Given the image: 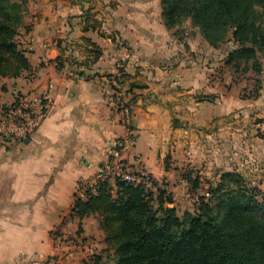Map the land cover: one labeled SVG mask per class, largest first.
<instances>
[{
	"label": "crops",
	"instance_id": "obj_1",
	"mask_svg": "<svg viewBox=\"0 0 264 264\" xmlns=\"http://www.w3.org/2000/svg\"><path fill=\"white\" fill-rule=\"evenodd\" d=\"M161 2L28 0L18 37L32 68L0 78V103L12 102L20 92L49 93L53 103L33 134L0 146V264H47L54 254L61 264L85 259L87 250L56 238L53 231L67 230L63 217L72 212L83 183L97 176L116 142L127 140L116 95L132 106V139L122 150L131 164L141 161L153 178L165 179L171 174L163 158L166 138L185 151L183 162L209 163L204 138L213 134L210 123L222 103L206 101L209 111L197 125H207L209 131L198 126L191 134L187 121L173 125L167 99L174 95L166 96V89L182 83L202 87L216 61L203 62L204 50H160L168 32ZM121 39L130 50L118 47ZM189 75L194 78L187 79ZM113 86L119 91L112 93ZM259 174L264 177V168ZM259 185L264 189L263 181ZM90 216H75L86 229L83 237L94 232Z\"/></svg>",
	"mask_w": 264,
	"mask_h": 264
},
{
	"label": "trees",
	"instance_id": "obj_2",
	"mask_svg": "<svg viewBox=\"0 0 264 264\" xmlns=\"http://www.w3.org/2000/svg\"><path fill=\"white\" fill-rule=\"evenodd\" d=\"M161 4L168 28L190 21L212 46L232 40L236 46L225 63L239 72H262L264 0ZM27 11L28 0H0V78L17 77L32 68L18 37ZM95 52L99 55L101 50ZM120 73L115 76L118 82ZM184 177L194 189L200 187L199 176ZM110 180H99L83 196L76 194L72 213L78 217L100 213L112 247L106 255L95 254L80 264H264V203L241 183L239 173H222L210 186L209 197L201 196L195 211L181 216L175 206H166L174 202L166 189L152 190L120 177L115 178L114 189Z\"/></svg>",
	"mask_w": 264,
	"mask_h": 264
},
{
	"label": "rangeland",
	"instance_id": "obj_3",
	"mask_svg": "<svg viewBox=\"0 0 264 264\" xmlns=\"http://www.w3.org/2000/svg\"><path fill=\"white\" fill-rule=\"evenodd\" d=\"M166 28L168 30L166 42L163 40L159 43L160 50H204L203 62H211L210 58L216 61L213 62L215 65L208 73V78L203 80L202 87L194 88L193 85H189L190 83L186 85L182 83L181 87L174 90L166 89V96L174 95L172 99H167L168 107L172 110L173 125L183 124L181 122L183 120L187 121L185 125L191 134H195V128L198 126L209 131L207 125H197L200 118L209 111L210 106L205 105L206 101L218 100V103H222L219 107V115L214 117L213 123H210L213 134L210 133L206 139L204 138L210 150L207 152L209 163H205L206 165L198 167L199 164L193 165L192 161L183 162L185 151L174 141L166 138V152H163V158L166 161V170H169L172 175L166 176L163 180L153 178L157 181L158 187L166 189L172 195L174 202L166 203V206H175L180 216L185 211H195L201 196L206 194L209 197L210 186L216 184L222 173L227 171L239 173L241 183L245 184L260 202L264 203V189L259 185L260 180L264 182V177L260 178L263 174H259L264 168V57H262L263 67L260 74H254L250 70L235 71L225 63L230 50L236 46L232 40L212 46L190 21H185L174 28L167 26ZM118 47L122 50L131 49L124 39L118 42ZM179 53L182 54V52ZM194 57L196 59V56ZM172 59L167 57L166 61ZM204 68L208 71V65ZM189 77L194 78L193 75L186 78L189 79ZM112 90H114L113 93L119 91L115 86ZM2 104L5 103H0ZM197 114L203 115L194 120ZM183 117L187 119H182ZM192 154L194 158L196 153L192 152ZM121 159L130 170L143 169L148 172L141 161L131 164L129 158L121 156ZM210 159L215 162L213 166L217 167L210 165ZM186 174L200 177L201 184L198 189H194L193 184L188 182L184 177ZM168 178L169 181H167ZM110 182L115 189V179L112 178ZM82 189L83 187L80 191L83 196ZM75 216L72 212L64 215L63 222L67 230L54 229L53 235L58 239L67 240L66 242L76 248L87 250L85 259L99 253L106 255L112 250L100 224V213L90 216L94 232L87 237H83L82 232L86 229L78 225L79 221L75 220ZM98 229L101 231L98 232ZM59 257L60 255L57 254L50 255L46 263L61 264Z\"/></svg>",
	"mask_w": 264,
	"mask_h": 264
},
{
	"label": "built area",
	"instance_id": "obj_4",
	"mask_svg": "<svg viewBox=\"0 0 264 264\" xmlns=\"http://www.w3.org/2000/svg\"><path fill=\"white\" fill-rule=\"evenodd\" d=\"M56 60L55 65L59 66ZM113 93V90L111 89ZM53 103L49 93L33 95L32 93L20 92L12 102L0 105V146H8L15 141H21L33 134L47 116L48 110ZM114 105L121 114L122 122L128 129L127 140L125 138L116 142L110 159L105 162L97 176L83 185V191L93 187L102 179L120 177L135 184H145L152 190H157L158 185L148 172L143 169L130 170L123 159L122 150L127 142L132 139V106L120 95L114 98ZM120 156V160L118 157Z\"/></svg>",
	"mask_w": 264,
	"mask_h": 264
}]
</instances>
